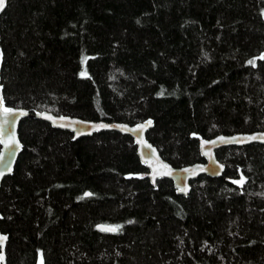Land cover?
<instances>
[{
	"label": "trees",
	"instance_id": "16d2710c",
	"mask_svg": "<svg viewBox=\"0 0 264 264\" xmlns=\"http://www.w3.org/2000/svg\"><path fill=\"white\" fill-rule=\"evenodd\" d=\"M263 51L264 0H7L0 14L5 105L150 117L176 167L203 161L196 135L264 130ZM18 133L0 185L7 264H264L263 144L216 150L223 175L184 196L128 177L146 171L128 135L73 140L32 117Z\"/></svg>",
	"mask_w": 264,
	"mask_h": 264
},
{
	"label": "water",
	"instance_id": "95a60500",
	"mask_svg": "<svg viewBox=\"0 0 264 264\" xmlns=\"http://www.w3.org/2000/svg\"><path fill=\"white\" fill-rule=\"evenodd\" d=\"M6 4L7 0H5L4 8L0 10V14L5 9ZM261 55H264V51ZM4 108L12 111L5 113ZM26 117L40 119L53 128L69 131L72 133L73 140L91 136L101 131H117L123 135H128L133 139L139 161L146 169L144 172L131 173L128 177L148 178L152 185H155L157 180L169 179L175 192L184 196L190 192L192 180L202 175L213 178L223 175L225 165L217 158L216 150L227 146H243L252 143L264 145V130L218 134L211 138L196 135L199 153L203 161L176 167L164 160L156 146L148 140L147 132L153 127V119L150 117L130 124L119 121L87 120L76 116L55 114L46 110L31 112L23 107L5 105L0 83V185L5 177L13 174L15 163L22 151L23 144L19 138L18 128L20 121ZM227 180L235 181L229 178ZM7 240L8 235L0 233V257H2L0 264H6L5 246Z\"/></svg>",
	"mask_w": 264,
	"mask_h": 264
},
{
	"label": "snow or ice",
	"instance_id": "6c2138e0",
	"mask_svg": "<svg viewBox=\"0 0 264 264\" xmlns=\"http://www.w3.org/2000/svg\"><path fill=\"white\" fill-rule=\"evenodd\" d=\"M4 4H5V0H0V10H2L4 8ZM259 59H264V55H261L259 57ZM250 64H253V66H255V62L254 61H249ZM12 110L8 109V108H4V112L5 113H10ZM151 123V122H149ZM253 139H255V137H253ZM234 183H239V184H243V178H241V180L239 181H233ZM85 195H90L89 193H86ZM131 223V221H130ZM119 228V226L115 227V228H110V227H105V226H100V230L101 231H117ZM0 259H2V257H0Z\"/></svg>",
	"mask_w": 264,
	"mask_h": 264
},
{
	"label": "flooded vegetation",
	"instance_id": "af4514ba",
	"mask_svg": "<svg viewBox=\"0 0 264 264\" xmlns=\"http://www.w3.org/2000/svg\"><path fill=\"white\" fill-rule=\"evenodd\" d=\"M0 233H2L1 231H0ZM5 234V233H4ZM6 246H7V242H6ZM6 246H5V255H6V264H7V252H6Z\"/></svg>",
	"mask_w": 264,
	"mask_h": 264
}]
</instances>
